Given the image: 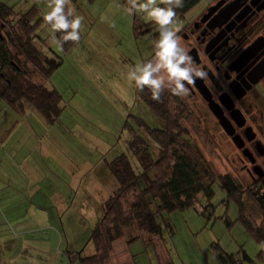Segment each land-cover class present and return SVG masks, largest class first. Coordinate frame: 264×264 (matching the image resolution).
<instances>
[{
	"label": "rangeland",
	"instance_id": "obj_1",
	"mask_svg": "<svg viewBox=\"0 0 264 264\" xmlns=\"http://www.w3.org/2000/svg\"><path fill=\"white\" fill-rule=\"evenodd\" d=\"M14 1L17 10L36 7L33 20L41 17L36 30L44 38V42L36 40V44L62 59L50 75V82L60 92L63 108L55 122H45L44 125L47 131L51 127V132L62 140L70 139L78 157L74 162L80 169L72 188L66 186L70 175H62L60 182L65 185L63 189L69 200L61 211L60 229L54 225L53 230L48 224L46 227L44 224L36 225L37 218L26 215L24 206L14 203L7 208L2 204L0 230L7 228L3 234L9 236V241L1 242L0 257L6 258L5 264H9L8 260L10 264H79L76 258L70 261V252L79 251L85 255L94 252L91 230L100 214L101 203L112 194L117 184L108 169V161L119 152L128 153L125 139L131 137V133L124 124L125 120H129L140 133L146 126L141 123L142 127H137L135 118L129 114L142 117L152 126H163L164 123L144 102L136 99L134 83L128 80L126 67L143 62L153 54V41L158 38L153 32H157V26L153 31L135 36L133 17L141 22L148 20L142 13L129 15L126 11L128 0H71L76 14L84 19L80 41L64 48L57 43V38L55 41L52 39L51 28L43 20V14L49 10L47 0ZM206 5L207 0H198L182 17L176 15L174 23L180 28L189 26ZM2 27L0 33H5L6 29ZM181 40L185 46V40L182 37ZM258 92L263 96L264 111V92L260 88ZM171 99L172 110L181 113L178 122L187 130L186 136L216 177L212 185L214 193L208 202L203 200L201 205L196 203L157 215L163 241L173 263L264 264L256 258L259 243L238 219L235 200L226 196L218 180L220 174H230L245 184V177L248 178L244 169V164L248 165L246 157L197 92H190L185 99L171 95ZM10 107L0 103V124L11 117L14 110ZM260 121L264 122V119ZM100 140L105 141L103 145L108 144L103 151H100L103 146ZM81 155L88 159L82 161ZM132 161L136 166L134 156ZM83 162L91 165V169H83ZM247 201L250 202L249 199ZM226 216L229 223L225 222ZM41 234H44V241L34 239V235ZM123 240L120 238L113 244L112 258L115 262H122ZM126 249L135 264H159L155 246H145L141 239L133 240ZM243 250L251 259L243 256Z\"/></svg>",
	"mask_w": 264,
	"mask_h": 264
},
{
	"label": "trees",
	"instance_id": "obj_2",
	"mask_svg": "<svg viewBox=\"0 0 264 264\" xmlns=\"http://www.w3.org/2000/svg\"><path fill=\"white\" fill-rule=\"evenodd\" d=\"M197 1L184 0V6L176 9L177 15L182 17ZM35 11V6L21 11L15 9L14 3L0 0V27L6 29L5 33H0V100L17 112H23L28 102L48 123H53L62 111L63 103L60 92L50 82V75L62 59L36 44V40L44 42V38L36 30L41 17L34 21ZM155 26L151 21L141 22L133 17L135 36L153 31ZM184 27L180 28L181 31ZM153 35L158 36V31ZM56 38L64 48L74 43L63 42L60 33H56ZM134 93L136 99L163 120V126H152L142 117L129 114L135 118L137 127L141 128L144 123L145 131L140 133L129 120H125L124 124L131 133L126 140L128 153L119 152L108 161V169L117 184L112 194L101 203L100 214L91 230L94 252L87 255L72 252L70 261L76 258L79 264H133L127 260L115 262L112 258L113 244L120 238L127 244L141 239L145 246L153 245L164 251L157 215L196 203L201 205V201L208 202L214 193L212 185L216 177L186 136L187 130L178 122L181 113L172 110L171 94L165 91L162 102H156L150 98L147 89L140 92L134 85ZM132 156L137 161L136 166ZM218 178L226 196L237 204L238 219L259 243L256 258L263 260L264 176L251 178L248 175L246 185L230 174H220ZM225 220L229 223L227 216ZM243 256L248 257L245 250Z\"/></svg>",
	"mask_w": 264,
	"mask_h": 264
},
{
	"label": "flooded vegetation",
	"instance_id": "obj_3",
	"mask_svg": "<svg viewBox=\"0 0 264 264\" xmlns=\"http://www.w3.org/2000/svg\"><path fill=\"white\" fill-rule=\"evenodd\" d=\"M180 35L195 62L209 74L208 82L197 79L191 92H197L215 115L203 92L210 96L233 133H227L215 115L218 123L236 146L234 136L242 142L237 147L247 159V174L264 176L263 96L258 92H264V74L251 83L264 63V0H207Z\"/></svg>",
	"mask_w": 264,
	"mask_h": 264
},
{
	"label": "crops",
	"instance_id": "obj_4",
	"mask_svg": "<svg viewBox=\"0 0 264 264\" xmlns=\"http://www.w3.org/2000/svg\"><path fill=\"white\" fill-rule=\"evenodd\" d=\"M3 1L15 2L14 0ZM0 103L8 105L2 100ZM11 112V117L7 118L8 121L0 124V207L3 208L2 204L7 208L14 203L19 204L24 206L26 215L37 218L36 225L44 224L46 227L48 224L49 227L51 226L50 230H53V225L60 229L61 211L65 202L69 200L68 194L63 189L65 185L60 181L63 179L62 175L63 177L70 175V181L66 186L71 187L75 184L79 177L78 169H80L79 164L74 162L77 154L70 145V139L62 140L61 137H57L51 132V127L48 131L45 129L47 127L44 124L45 122L48 124L47 119L31 104L25 105L23 112L15 110ZM79 140L83 142L82 139ZM104 143V140H100L101 146ZM107 145V143L103 145L100 151H103ZM81 157L82 161L88 159L84 155ZM82 165L83 169H91V165L87 162H83ZM5 229L7 228L0 230V251L2 250L1 242L9 241V236L3 234ZM42 237L44 234L34 235V239L44 241ZM122 243L120 259L135 264L132 255L126 249L129 244L124 240ZM155 252L159 264L170 262L174 264L166 245L164 251L156 250ZM248 257L247 259L250 258ZM261 261L263 262L264 259ZM5 262L6 258L1 255L0 264ZM56 262H59L57 257ZM8 263L10 264L9 260ZM59 263L66 264V262Z\"/></svg>",
	"mask_w": 264,
	"mask_h": 264
},
{
	"label": "clouds",
	"instance_id": "obj_5",
	"mask_svg": "<svg viewBox=\"0 0 264 264\" xmlns=\"http://www.w3.org/2000/svg\"><path fill=\"white\" fill-rule=\"evenodd\" d=\"M128 5L129 15L142 13L157 26L159 34L153 41L150 59L126 66L127 78L136 89L140 92L147 89L153 101L162 102L165 91L185 99L197 79L208 82V71L190 55L178 35L181 29L174 23L176 9L184 6V0H128ZM47 8L43 20L51 28L52 39L55 41L56 33H60L63 42H79L84 18L76 14L71 0H47ZM112 26L115 27L114 22Z\"/></svg>",
	"mask_w": 264,
	"mask_h": 264
},
{
	"label": "water",
	"instance_id": "obj_6",
	"mask_svg": "<svg viewBox=\"0 0 264 264\" xmlns=\"http://www.w3.org/2000/svg\"><path fill=\"white\" fill-rule=\"evenodd\" d=\"M264 74V63H262L261 65H259L257 67L256 73L254 78L252 79L251 83L256 82L262 75ZM251 83H248L245 85V88H242V90L239 91L238 93V97H240L242 94H244L245 90L248 89L251 85ZM204 96L206 97V99L209 101V106L211 107V109L213 110V112L215 113V115L218 117L221 125L224 127V129L227 131V133L232 134V129H229L224 117L222 116L221 112L218 111V109H216V107L213 105L212 100L210 98L209 95L205 94V92H203ZM233 140L235 141V143L237 144V146H242V142L241 140L237 139V136L233 137Z\"/></svg>",
	"mask_w": 264,
	"mask_h": 264
}]
</instances>
